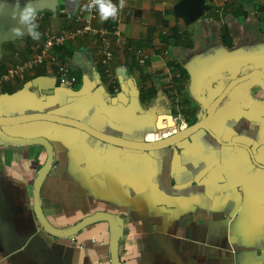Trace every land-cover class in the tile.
Instances as JSON below:
<instances>
[{
	"label": "crops",
	"instance_id": "1",
	"mask_svg": "<svg viewBox=\"0 0 264 264\" xmlns=\"http://www.w3.org/2000/svg\"><path fill=\"white\" fill-rule=\"evenodd\" d=\"M125 0L122 45L104 75L92 34L55 53L78 78L73 89L44 67L0 89V118L53 114L128 141L173 133L203 120L234 80L264 73V0ZM29 0H0V77L32 58L50 29L73 30L85 0H31L39 40L12 13ZM119 5V0H112ZM95 26L110 27V19ZM22 28L23 35L15 29ZM146 57L144 63L140 60ZM209 129L172 148L145 152L104 143L46 121L4 126L10 137L46 138L55 162L41 189L45 217L68 229L95 213L124 220L121 264H264V82L237 85ZM46 161L41 146L0 145V264H111L109 225L55 239L34 214L33 183Z\"/></svg>",
	"mask_w": 264,
	"mask_h": 264
},
{
	"label": "water",
	"instance_id": "2",
	"mask_svg": "<svg viewBox=\"0 0 264 264\" xmlns=\"http://www.w3.org/2000/svg\"><path fill=\"white\" fill-rule=\"evenodd\" d=\"M203 14V9L201 6V1L192 0L186 3L182 7V15L189 21L198 20ZM253 78H259L264 82V73L262 71L255 70L250 74L242 76L234 81H232L221 95L209 106L207 115L205 118L194 125L188 126L184 129L177 130L173 135L166 137L158 141H128L115 137L112 135L105 134L103 132L97 131L87 124L70 119L61 117L53 114H31L20 116L13 119H2L0 118V145L9 144L13 146H32L37 145L45 149L46 161L43 167L38 171L34 183H33V202H34V214L36 216L37 222L40 227L50 236L55 239H69L78 235L82 230L101 223L106 222L109 225V255L111 264H121L120 261V244L123 239V229L124 220L119 215H113L109 213L99 212L95 213L89 217L84 218L79 223L70 227L68 229H56L53 227L48 219L45 217L42 209L41 201V189L42 186L51 172L55 162V149L53 145L46 138H36V139H24V138H13L8 136L2 128L9 125H22L31 122L46 121L54 124L71 127L83 131L90 136L110 145H114L120 148L135 150V151H145L153 152L163 149L172 148L177 146L184 141L190 139L192 136L200 131H204L213 140L219 144H223L219 138L209 129V124L214 117V114L223 102V100L230 94V92L239 84L251 80Z\"/></svg>",
	"mask_w": 264,
	"mask_h": 264
},
{
	"label": "built area",
	"instance_id": "3",
	"mask_svg": "<svg viewBox=\"0 0 264 264\" xmlns=\"http://www.w3.org/2000/svg\"><path fill=\"white\" fill-rule=\"evenodd\" d=\"M90 2L91 0H85V5ZM122 10L118 12L116 18L110 19L109 28L94 25V22L98 19V14L95 8H93L90 12L84 10V12H81L74 17V21L77 26L73 30H64L59 34H55L50 29H46L44 31V39L38 46L35 55L9 69L0 77V89H2L6 83L21 78L28 71L39 67H44L48 71H54L60 85L68 89H73L78 82L74 69L69 63L62 62L55 51L56 49L64 46L68 41H75L79 37L92 34L102 44L101 64L104 67V75L112 81L113 89L117 91L115 76L110 68V64L114 59V45H122V34L120 30ZM42 16V14H39L37 17L41 18ZM145 60L146 57L142 58L140 62L144 63ZM186 127L187 125L181 123V125L177 127L173 133L154 134L149 136L151 139H147V141H158L164 139L173 135L177 130L184 129Z\"/></svg>",
	"mask_w": 264,
	"mask_h": 264
},
{
	"label": "clouds",
	"instance_id": "4",
	"mask_svg": "<svg viewBox=\"0 0 264 264\" xmlns=\"http://www.w3.org/2000/svg\"><path fill=\"white\" fill-rule=\"evenodd\" d=\"M125 6V0H119V5L117 6L112 2V0H91V2L84 6L81 10L91 11L95 8L99 20L101 22L107 21L109 19H114L117 17L118 12L122 10ZM13 19H16L18 24L21 26H26L27 35H29L33 40H39L41 33L38 28L37 23V10L34 7L31 0L21 9L17 3L15 9L12 13ZM17 35H23L24 31L22 28L14 30Z\"/></svg>",
	"mask_w": 264,
	"mask_h": 264
}]
</instances>
